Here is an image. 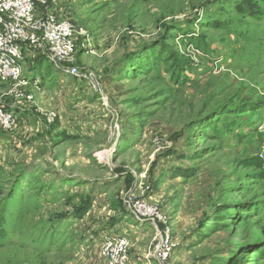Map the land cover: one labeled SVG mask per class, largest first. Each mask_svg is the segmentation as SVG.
<instances>
[{
    "label": "rangeland",
    "instance_id": "obj_1",
    "mask_svg": "<svg viewBox=\"0 0 264 264\" xmlns=\"http://www.w3.org/2000/svg\"><path fill=\"white\" fill-rule=\"evenodd\" d=\"M57 1L78 30L60 67L94 76L25 53V96L0 82V264H107L110 237L129 264H264V0L255 17L248 0ZM131 194L166 224L135 219Z\"/></svg>",
    "mask_w": 264,
    "mask_h": 264
},
{
    "label": "built area",
    "instance_id": "obj_2",
    "mask_svg": "<svg viewBox=\"0 0 264 264\" xmlns=\"http://www.w3.org/2000/svg\"><path fill=\"white\" fill-rule=\"evenodd\" d=\"M55 2L58 3L57 0H0V82L19 83L20 97L25 96L24 88L29 85V79L24 75L22 67L26 61L25 53L27 56L32 55L34 59L46 57L57 70L69 78L86 82L94 76L78 67H60L74 61L78 30L69 17L63 18L52 12L51 7ZM55 119L52 114L49 121L54 122ZM13 127L14 118L0 106V136L1 133L13 130ZM260 128L264 133V122ZM259 160L264 165V145ZM131 196L133 194L128 197L132 201L130 211L135 219L154 226L156 222L166 224L158 207L145 201L134 202ZM170 236L171 232H167L160 239L154 253L164 261L175 248ZM128 248V240L117 237L105 243L101 258L107 264H129Z\"/></svg>",
    "mask_w": 264,
    "mask_h": 264
},
{
    "label": "trees",
    "instance_id": "obj_3",
    "mask_svg": "<svg viewBox=\"0 0 264 264\" xmlns=\"http://www.w3.org/2000/svg\"><path fill=\"white\" fill-rule=\"evenodd\" d=\"M238 10L242 13V12H250V14L255 17L257 15H259V7L258 5L253 2V1H244V3H242L239 7ZM154 44V43H152ZM152 44L145 46V49L149 48ZM136 54L140 53L141 50H135ZM259 162L261 163V161L259 160Z\"/></svg>",
    "mask_w": 264,
    "mask_h": 264
},
{
    "label": "crops",
    "instance_id": "obj_4",
    "mask_svg": "<svg viewBox=\"0 0 264 264\" xmlns=\"http://www.w3.org/2000/svg\"><path fill=\"white\" fill-rule=\"evenodd\" d=\"M104 2H109V1H114V2H116L117 3V1L116 0H103ZM64 3V2H63ZM119 3V2H118ZM56 8H58V9H56ZM67 9L69 10H72L71 9V6L70 5H68V6H65V7H62L61 6V8H59V7H57L56 5H54V7L52 8V12H55V13H57L60 17H69L68 15L70 14V16H71V11L69 12V11H67ZM144 230V229H143ZM119 236V235H118ZM115 238H117V237H110V239H108V241H111V240H114ZM107 241V242H108ZM147 257V256H146ZM131 262V257L129 256V263Z\"/></svg>",
    "mask_w": 264,
    "mask_h": 264
},
{
    "label": "bare ground",
    "instance_id": "obj_5",
    "mask_svg": "<svg viewBox=\"0 0 264 264\" xmlns=\"http://www.w3.org/2000/svg\"><path fill=\"white\" fill-rule=\"evenodd\" d=\"M100 158L103 160H108V155H105L104 153L100 154Z\"/></svg>",
    "mask_w": 264,
    "mask_h": 264
}]
</instances>
